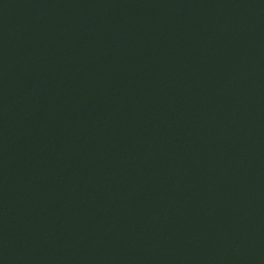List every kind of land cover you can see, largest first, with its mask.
<instances>
[{
	"label": "water",
	"instance_id": "obj_1",
	"mask_svg": "<svg viewBox=\"0 0 264 264\" xmlns=\"http://www.w3.org/2000/svg\"><path fill=\"white\" fill-rule=\"evenodd\" d=\"M0 264H264V0H0Z\"/></svg>",
	"mask_w": 264,
	"mask_h": 264
}]
</instances>
